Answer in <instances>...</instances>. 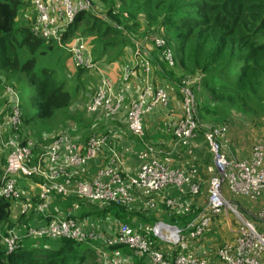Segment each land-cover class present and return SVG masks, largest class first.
Returning <instances> with one entry per match:
<instances>
[{
  "label": "built area",
  "instance_id": "obj_1",
  "mask_svg": "<svg viewBox=\"0 0 264 264\" xmlns=\"http://www.w3.org/2000/svg\"><path fill=\"white\" fill-rule=\"evenodd\" d=\"M35 10L33 33L44 40L56 42L63 46V35L74 17L81 11L90 8L89 0H30ZM166 64L172 66L174 57L172 50L166 45L163 37L154 36ZM67 51L76 66L87 70H99L96 89L91 101L87 104L88 112L94 113L100 109L111 115L119 112L125 103V96L115 91L108 75L99 63L85 51V45L80 36L73 37ZM140 57L138 66L144 73L151 69L150 61L136 50ZM137 67L125 64L122 68L121 79L129 81L136 74ZM198 80V78H193ZM181 101L182 115L172 124L174 138L181 145H187L196 127V100L191 86L181 84L178 89ZM169 96L163 88L152 84L141 87L135 97L127 104L126 127L130 134L142 138L144 135L143 118L157 107L166 106ZM21 121L19 105L16 99L12 107L7 125L16 129ZM1 128V125H0ZM222 129L217 124H211L204 133V140L213 155L216 175L210 180L208 196L205 204L185 228L174 224L158 222L151 227L156 241L166 244L168 254L157 245L150 243L137 224L117 221L116 231L109 237L92 240L95 233L91 228L85 229L79 224L71 211L49 213L48 208L54 196L75 195L91 202L113 203L119 206H130L134 202L135 192L149 198L147 204L154 206L150 199L154 193L163 191L166 187L177 188L180 192L196 195L199 185L180 171L159 160V150L148 143L142 151L143 162L133 174H128L120 162L119 154L112 148L108 134H89L84 140H75L69 133L61 132L38 155L34 163L29 164L31 147L20 143L18 134L13 133L5 142L8 147L6 165L0 175V197L10 202L21 201L20 213L25 214L29 204L22 201V188L18 186L17 176H37L36 183L38 202L34 208L36 214H46L41 224H29L21 232L7 228L0 232V243L6 253L13 252L22 238L36 241L48 239H70L77 243H89L102 258H110L108 264H124L121 254L108 256L105 247L118 250L121 246L127 248L130 254L144 256L151 264H211L205 258L189 250V241L198 240L210 227L214 216L224 212H233L239 222L232 238L221 244L216 250V257L222 264H261L264 255V233L245 218L231 203L223 191L226 186L232 196H244L251 201L261 200L262 205L254 217L264 222V138L256 141L246 157L229 156L222 148ZM222 136V137H221ZM103 147L111 152L109 163L97 168L89 178L78 179L73 189L68 185L71 181L69 172L81 168L93 160ZM164 206L172 210L177 204V198H163ZM47 211V212H46ZM85 230H90L86 232ZM96 241L97 244H94ZM130 258L126 260L128 261Z\"/></svg>",
  "mask_w": 264,
  "mask_h": 264
},
{
  "label": "trees",
  "instance_id": "obj_2",
  "mask_svg": "<svg viewBox=\"0 0 264 264\" xmlns=\"http://www.w3.org/2000/svg\"><path fill=\"white\" fill-rule=\"evenodd\" d=\"M90 1L95 7L98 5L105 7L104 17L87 11L77 13L63 35V39L68 40L83 35L89 39L88 33L102 39L106 34L114 33L118 35L117 38L104 37L103 41H93L96 43V49H99L98 44L100 43H102V47L112 45V48L117 49L115 55L109 59L112 61L114 58L116 60L119 57L122 47L130 46L128 38L122 35V32L113 24L136 31L143 23H146L144 38L153 32L154 35L163 37L170 49L172 48L170 41L174 43L175 50L172 49L175 54L179 53L180 55L178 64L168 67L165 63H160V66L166 74L179 80V83L191 86L195 93L196 109L199 115H213L222 105L244 106L252 101L253 96L264 83V0ZM20 4V0H0V70L6 71L11 77L17 75L20 81L17 94L19 96L21 130L22 127L26 128L25 132H21L22 141L20 143H23L31 130L34 129L36 134H39L40 131L49 130L48 125L55 118L57 112L69 107L72 94L65 87L64 80L58 77L53 68L42 65L38 67L37 55L51 50L52 46H45L44 39L34 34L30 25L19 24L17 26L15 24ZM141 17L144 19H141ZM149 26L151 31H149ZM93 42L90 43L93 44ZM101 52L104 56L105 50ZM22 55L23 58L21 59ZM239 61L241 62L239 70L235 73L233 67ZM78 68V73L85 71L83 67ZM193 77L198 78V80L193 79ZM178 95L180 96L179 92ZM14 102L12 100V103L10 102L4 107L3 110L7 115L11 114ZM170 103L169 98L167 107L157 111V113L166 110ZM126 112L125 110V119L127 118ZM157 113L153 114V120H155L154 117ZM67 115L66 120L73 119L72 115L69 113ZM95 115H97L95 126L100 121L108 123L114 117V115L103 111ZM181 115L180 101V115L175 120ZM208 119L211 120L212 118L205 117V120ZM114 121L112 120L111 123ZM166 123L160 131H157L158 134H156L157 132L149 133L152 142H146L157 145L160 144L157 139H163L161 140L162 144L168 138L173 139V133L167 131ZM69 129L71 128H68V131ZM146 131L148 130L146 129ZM12 132L13 130L9 128L7 136ZM115 133L118 134V132ZM75 134L77 135L76 132ZM146 136H148V133L144 131L142 138L134 137L142 143ZM129 138L132 139L133 136L130 135ZM34 143L35 145L31 147L29 164L34 163L43 151V147L40 150V145L36 139H34ZM184 146L188 147L190 144ZM115 147L117 148L116 145ZM7 153L8 150L4 151L3 156L0 157V175L6 165ZM158 157L159 160L168 162L166 158L162 160L161 155ZM103 160L104 158L101 156L90 162L91 168L88 172L89 176H86L87 178L93 174L94 169L99 167ZM142 162V156L138 157V167ZM17 180L18 186L22 188L26 181L31 180L34 182L39 180V177L18 174ZM223 191L224 195L227 193L231 197L226 186L223 187ZM182 194L190 196L187 193L180 192L177 188L173 189L168 196L179 199ZM32 200L34 203L37 197L35 198L34 195ZM81 200L83 199L78 197L61 199L59 196H54L51 201L53 206L51 205L49 213H60L59 211L71 208L73 203L76 202L80 217L96 214L98 205L88 206L91 201L85 200L88 201L86 206ZM108 204L106 207H100V211L110 212L111 210L112 214L122 219L128 220L131 218L132 214L126 212L125 207L113 203ZM163 209L166 210L164 204ZM196 214L197 208L193 206L176 215L167 210L164 213L165 217L169 218L167 221L176 224L180 228H185ZM10 216L11 202L0 197L1 229L3 225L6 228L11 227ZM24 217L21 216L20 220L25 222ZM257 227L259 231H264L263 222L257 224ZM147 238L151 241V235ZM54 241V243H49L43 240L42 242L46 243L47 247L42 246L41 249L34 247L32 243L21 245L19 242L16 249L11 253H6L5 248L0 244V264H86L88 251L79 243L70 239ZM150 243H153V241ZM40 245L43 244L40 243ZM89 256H92V254H89ZM135 264L146 263L144 258H137Z\"/></svg>",
  "mask_w": 264,
  "mask_h": 264
},
{
  "label": "rangeland",
  "instance_id": "obj_3",
  "mask_svg": "<svg viewBox=\"0 0 264 264\" xmlns=\"http://www.w3.org/2000/svg\"><path fill=\"white\" fill-rule=\"evenodd\" d=\"M20 1L21 4L19 6V13L17 15L15 24L19 26L21 17L25 16L26 19L23 21V24L28 25V20H30L29 25L33 29V23L35 19L34 6L32 5L30 0H20ZM90 4H91L90 8L86 10L87 12H92L97 16L104 17L106 9L103 5H98L95 7L91 3V1ZM141 19L144 18L141 17ZM145 24L146 23H143L140 28L136 29V31H134L133 29H125V27L123 26L113 24L117 29H119L122 32V35H125L128 38L129 41L128 44L130 46H133L140 55L148 58L152 68L150 75L152 82L154 84H161V86H163L167 91H169L171 95L170 97L171 103L169 107L166 110L157 113L154 117L155 120H150L149 123L150 125H146V129L148 131H146V129L144 131L148 133V136H146L145 140L142 142L143 145L137 139L138 137L135 138L132 134L128 132V129L125 127V125H123V122H126L123 116V114H125L124 107L116 115H114L112 120L115 121L113 123H111L112 120L108 123H105L104 121H100L98 125L95 126L97 115H95L94 113H88V112L85 113L80 107L81 106L83 107V104L93 95L96 89L97 74L93 72L94 70L91 71L85 70L84 72L78 73L79 68L77 66L76 67L78 71L76 69L74 70L70 69L69 66H74V63L71 59L70 53L67 51L68 41L64 42L62 47H59L56 42H50L48 40H44V45L45 46L51 45L52 49L46 51L44 54L37 55L38 67L42 65L45 67L53 68L56 74L58 75V77L64 80L65 87L71 92L72 101L67 109L57 112L55 118L48 125L49 130L40 131L39 134H36V132L33 129L30 131V134L23 143L29 144L30 146H34L35 145L34 139H36L37 143L40 145V150L42 147L44 150L45 147L53 140V138L57 134L61 133L66 127H68L66 126V124L70 126L75 124L74 126L77 129L76 131L77 135L75 134L74 131L73 134L76 135L77 137L84 136L85 134L100 135V134H108V132L110 134H114L115 132H118L119 136L117 137V139L124 140V143L122 144L124 151L123 157L122 154L119 152L120 157L123 161L124 170L128 174L135 173L138 167L137 165L138 155L141 152V150L144 148V142L146 141L152 142L149 133L153 134L156 133L157 131H160V129L164 126V123H166L167 121L168 122L165 124L167 126L166 127L167 131L172 133V124L175 118L180 115V96L178 95V89L182 83H179L180 82L179 80L175 79L174 77H171L169 74H166V72H164L163 68L160 66V63L164 64L165 62H163L164 61L163 57L160 54L158 47L154 43V36H155L154 33L152 32L151 35L148 36L146 35L145 41L142 39V37L145 35V29H144ZM149 31H151V28H149ZM117 36L118 35L114 33H108L104 37L117 38ZM88 38H89L88 40H89L90 51L92 55H94L93 56L94 59L96 61L100 60L99 62L105 64L106 66L111 64L110 62L112 61H110L109 59L115 55L117 49L112 48V45H106L102 47V43L98 44L99 49H96L97 48L95 47L96 43H94L93 41H99V40L103 41V38L98 39L91 33H88ZM91 41L93 42V44L90 43ZM170 45L172 48H174L173 42L170 41ZM172 48L171 50L175 55V57L173 56L174 64L176 65L178 64V59L180 58V55L179 53L175 54ZM129 49L130 48L128 47H124V48L122 47V51L119 54V57H122L124 54H126ZM103 50H105L104 56H102L103 52H101ZM24 55L26 54L24 53ZM22 58L23 55L21 56V59ZM175 58H177V62ZM122 59L124 60L125 58ZM113 60L116 61L115 58ZM125 64H129L128 61H125L124 65ZM174 64L172 66H169L168 64L166 65L168 67H173L175 66ZM240 64L241 62L239 61L233 67L235 73L238 72ZM110 71L108 72V74L110 77H112L113 74ZM134 76H135L133 78L134 85H130L128 88L130 93L127 92V95H134L133 97L136 96L137 92L140 90L143 83V75L141 74V71L140 73H136ZM0 77L3 79L2 82L0 83V85L3 83V89L0 87V94H2V97H0V105L2 103L6 105L7 101L4 100V97L7 95V93H5L4 86L11 85L17 95V90L18 88H20V81L17 75L11 77L6 71L3 70H0ZM125 84H126L125 82L116 83L117 87H119L120 90H123ZM18 98L19 96L17 95V102H19ZM130 99L125 97L124 105L126 107H127L126 103ZM74 102H78V105L76 107H74ZM0 112H2L0 113V120H1V118L5 116L3 114L5 113L3 108ZM67 113L72 115L73 119L66 120L68 118ZM164 116H166L164 119H160L161 117ZM208 116L212 119L205 120V117ZM208 116L202 114L199 115L198 110L196 109V127L194 130V135L192 136L189 142L190 146L188 147L180 145L175 138L173 139L168 138L164 142V144H162L161 142V140L163 139L160 138L157 139L158 142H160V144L157 145L151 144L159 150V155L163 157L162 160L167 158L168 160V162H166L167 164L171 166H173L174 164V167L180 168V171L182 173L189 176L191 180L195 181L199 185V191L196 195H192L189 192H185L190 196L183 194L179 196V199L177 198V204L172 210H169L164 206L166 210L172 214L176 215L177 213H181L184 209L190 208L192 206L197 208V213H198V211L202 208V206L205 204L207 200V196H208L207 190L210 184V180L216 175L213 155L210 152L209 147L204 140V133L206 132V129L209 127V125L217 124L222 129V132L224 133L222 134L223 137L221 136L222 138H220L222 148L231 157H236V158L243 157L245 154L249 153L251 146L256 141L264 138V83L259 88L257 93L253 96V99L250 103H247L244 106L238 105L236 107L232 105H222V107L218 108L213 115H208ZM21 125H22L21 121L17 124L16 129L12 128V126L9 125L10 128L13 130L10 136L13 133H17L19 141H22L21 132L22 131L25 132L26 130V128L24 127H22L21 130ZM167 131L166 133H168ZM158 133L159 132H157L156 134ZM130 135L133 136L132 139L129 138ZM85 137L86 136L82 137V139L80 140H84ZM135 148H138L139 150H136ZM3 152L4 150L0 146V157L3 156ZM225 196L229 201H231V203L236 205L239 212H241L245 218L249 219L254 226L257 227V224L262 223V221L254 217L257 210L262 205V202H259L260 200H257L258 202L257 201L255 202L249 200L244 196L231 195L230 197L227 193H225ZM81 201L84 202L85 205L88 202L85 200H81ZM51 203L47 211H51L50 210ZM89 204L90 205L88 206H93V205L99 206L96 210V214H93L97 217V220L94 225L97 229L96 231L98 232L110 236L111 233H109L107 230L98 229V226L101 225L102 222L106 219H110V222L106 223L107 225L111 224V222L115 221L116 219H118V221L120 222L131 223L129 222V220L122 219L119 216L112 214L111 210L110 212L100 211V207L103 206L106 207L109 205L108 203L89 202ZM73 209L75 210V212H78L76 202H75V207ZM125 211L131 214L134 213L133 209L125 208ZM150 211L152 210H149L148 212ZM162 213H163V204L161 203L157 206L156 216L154 221L151 222V224L162 219V215L165 216ZM90 215L91 214H89L87 217L84 218L78 217L76 215V218L79 224L82 226V228L89 229L91 227L88 225H93V223L90 220V218L93 220V217H90ZM226 215L228 216L229 219L228 224L230 226L231 231L228 230V225L226 220L223 218V215L222 216L217 215L212 218L210 229L203 234V236L205 234H209L208 242L206 243L205 241L206 245H205V249L203 250L205 251L206 255H208V257L213 255L211 260L215 259L216 256L215 254L216 251L214 252V250H216L218 246H220L225 241L226 238H232L233 235L232 233H234V230L239 222L237 216L233 212L228 211ZM219 216L220 218H217ZM85 231L90 232V230H85ZM101 233H97V232L93 233L94 237L91 239L92 240L98 239L99 241H102V238L109 237ZM146 239L148 240V238ZM54 240H59V239H48L47 241L49 243L50 242L54 243L55 242ZM151 241H152V237H151ZM93 243L97 244L96 241H93ZM79 244L88 251L86 264H108V262L110 261V258H102L99 254L98 255L95 254L94 249L91 246L85 245L89 243L83 242ZM33 245L37 246V248L40 249L42 248V245H40V241L33 242ZM208 245H210V248L208 247ZM104 249L106 250L107 255L110 256L108 254L110 247H105ZM115 249L116 248H114V250ZM122 252L124 253L122 254ZM118 253L122 254V256L125 258L135 257L136 259V256L130 254V252L128 251L126 252L125 247L118 248ZM89 254H92V256H89ZM261 264H264V255L261 259Z\"/></svg>",
  "mask_w": 264,
  "mask_h": 264
},
{
  "label": "crops",
  "instance_id": "obj_4",
  "mask_svg": "<svg viewBox=\"0 0 264 264\" xmlns=\"http://www.w3.org/2000/svg\"><path fill=\"white\" fill-rule=\"evenodd\" d=\"M24 15H26V14H24ZM25 19H26L25 16L21 17L20 24H23V21ZM29 21L30 20H28V25L30 24ZM25 25H27V24H25ZM149 28H150V26H149ZM80 37L82 38V40L84 42L85 49H86L85 51H87L88 53H90V55L93 57L94 55H92V53L90 51L89 40L87 38H85L84 36H80ZM142 39L145 41V38L144 37H142ZM71 40H73V38H69L68 40H64L63 39L64 42L68 41L67 44ZM128 48H130V49L128 50V52L126 54H124L125 56L123 55L122 57H118L116 59V61L112 60V62H110L111 64H109L107 66L105 64L100 63L99 61H97L99 63V65H100V67L103 69V71L111 79V81L113 83V86H114V90L115 91H120L122 93L124 92L123 94L128 99H130L131 97L134 96V95H127V92L130 93L129 90H128V88H129L130 85H134V79L133 78L135 76L133 78H131L129 81H123L122 79H120V76H121L120 74L122 72V68L124 66V62L125 61H128L129 64L136 66L138 68V70H137L138 72L137 73H140V71H141V74L143 75V83H142V86H144L146 84H152V85L159 86V87L163 88L164 90H166L163 86H161V84H154L152 82V80L150 78L152 68L150 69V71L148 73H144V71L140 70V67L138 66V62L140 60V57L136 54V49L133 46H128ZM173 56L175 57L174 54H173ZM122 58H125V59L123 60ZM175 59L177 61V58H175ZM67 66H69V65H67ZM69 67H70V69H73V70L76 69L78 71L77 67H79V66L76 67V65L74 63V66H69ZM85 70L86 71H90V70H87V69H85ZM109 71L112 72V74H113L112 77L109 76V74H108ZM93 72L97 74V82H98V78H99V75L101 74V72L99 70H94ZM2 80L3 79L0 77V83L2 82ZM97 82H96V85H97ZM118 82H120V83L121 82H125L126 83L125 86L123 87V90H120L119 87H117L116 83H118ZM0 87L3 89V83L0 85ZM4 90H5V93H7V95L4 97V100L7 101L6 102V105L7 104H10V102L12 103V100H14L16 102V99H17V95L18 94L16 95V92L13 89V87L11 85H7V86L5 85L4 86ZM166 92L169 94V98H170L171 95H170L169 91L166 90ZM0 97H2V94H0ZM92 97H93V95L83 104V107L82 106L80 107L85 113L88 112L87 109H86V106L91 101ZM170 102H171V100H170ZM6 105L2 103L0 105V111L2 110V108L4 109V107ZM77 105H78V102H74V107H76ZM123 107L126 110V106L123 105L122 108ZM166 107H167V105L166 106H161V107H158V108H166ZM159 110H161V109H155L154 111H151L150 113L146 114L147 116L146 115L144 116V119H143V123H144L143 125H144V127L146 125H150L149 124L150 123V120H153V114L157 113V111H159ZM100 111H103L104 112V110L100 109L99 111L94 112V114H96V113H98ZM11 112H12V108H11ZM0 113H2V112H0ZM88 113H91V112H88ZM3 114L5 116L2 117L1 120H0V125H1V128H0V146L3 148L4 151H6V150H8V147L5 146L4 142L10 137V134H9V136H7V132L9 130V128H10V126L7 125L10 115H7L6 112L3 113ZM123 116L125 118V114H123ZM68 120H70V119H68ZM125 121H126V119H125ZM74 125H71L70 126V125L66 124V126H68V127H66L62 132L69 133L75 140H78V141H80V139H82V137L89 135V134H85L82 137H77L76 135L73 134V131L74 132L77 131V129L75 128ZM123 125H125V127H126V122H123ZM68 128H71V129H69V131H68ZM108 136H109V139H110V143L112 144V148L119 154V156H120V153H121L122 154V157H123L124 151H123V145L122 144L124 143V140L123 139L118 140L117 137L119 136V134H116V133L110 134L108 132ZM113 139H114V144H113ZM115 145L117 146V148L115 147ZM135 149L136 150H139L138 148H135ZM143 149L139 153L138 157L142 156L141 154H142ZM105 151H107V152L104 155ZM248 154L249 153L245 154L243 157H246V155L248 156ZM101 156H103L104 160L101 162V164L99 165V167H102V166H104V165H106V164L109 163L108 159L111 157L110 150L107 147H103L102 150L99 152V154L96 157L99 158ZM238 158H242V157H238ZM93 160H91L90 162H92ZM90 162H88L86 165L82 166L81 168H78V169H75V170H71L69 172V177L71 178V181H70V183L68 185V188L69 189H73L74 188V185H72V184H74L78 179L80 180V179H83V178H87L86 176H89L88 175V172H89V170L91 168L90 167V164H91ZM120 162L123 165V161H122L121 157H120ZM99 167H97V168H99ZM96 169H94V170H96ZM38 181L39 180H36V181L32 182L30 180V181H26L23 184L24 187H22V201L24 200V201L28 202V204H29V209H28V211L25 214H21L20 213V209L19 208H20L21 203H22L21 201H18V202H14L13 201V202H11V216H10L11 217V228H13L15 232H21V231H23L27 227V225H29V224H32V225L41 224L46 219V214H42V213L36 214V213H34V208H35V206H36V204L38 202V197H37L38 189H37V185H36V183ZM173 189H175V188L174 187H166L163 191H161L159 193H154L153 195H151L150 199H152L154 201V203H155L154 206H150L149 204H147V201L149 200V198H146L145 196H143L139 192H135L134 202L130 206H127V207L122 206V207H125L127 209H133L134 213L132 214L131 218L128 219L129 222L134 223V224H137L138 223L141 226V230H142V233L144 234V236L147 233H149L145 237L147 238L149 235H151L153 243L155 245H157L159 248H161L163 250V252H165L167 254H168V247H167V245L156 241V239L154 238V236L152 234L151 227H152V225H154V224H156L158 222H164V223L171 224L170 222H167V219H169V218H167V217H165V216L162 215V219L163 220L160 219V220H158L157 222H155L153 224H151V222L154 221V219H155L157 206L159 204H161V203L163 204V198L167 197L169 193L171 194V192H172ZM182 193H185V192H182ZM34 195H35V198L37 197V200L33 203L32 198H33ZM59 197H61V199H70V198H73V197H76V196L75 195H70V196H59ZM51 205H52V203H51ZM59 207H61V206H59ZM74 207H75V203H73V205H72L71 208H69L67 210H61L59 212L61 213V212H65V211H71L72 213L75 214V216L77 215L78 217H80L79 210H78V212H75V210L73 209ZM54 208L56 209L55 206H54ZM77 208H78V206H77ZM149 210H152V211L148 212ZM164 213H166V210L163 209V213L162 214H164ZM226 213L227 212H224L222 215H223V218L227 222L228 230L231 231L230 226L228 224V220L229 219H228V216L226 215ZM27 214H29V215H27ZM88 215H83L81 217L84 218V217H87ZM222 215H220V216H222ZM21 216H25L23 218V220H25V222L20 220V217ZM220 216L217 217V218H220ZM26 217H28V218H26ZM90 217H93V220L90 218V220L93 223V225H88V226H90L91 227V230H93L94 232L101 233V232L96 231L97 229H96V227L94 225L95 222H96V220H97V217L95 215H93V214H91ZM150 217H153V218H150ZM117 221H118V219H116L115 221H112L111 224H108L107 225L106 223L107 222H110V219H106V220H104L102 222L101 225L98 226V229L107 230L109 233H111L110 235H112L116 231V223H117ZM6 229H7L6 226L3 225V228L2 229L0 228V232L3 233ZM101 234H104V233H101ZM104 235L109 236L107 234H104ZM208 235L209 234H205L204 236L202 235L198 240H190L189 241V250L191 252H194L196 255H198V256H200L202 258H205L211 264H222V263H220L218 261V258L216 256H215V259L211 260V258L213 257V255L210 256V257H208V255H206L205 251L203 250V249H205V245H206L205 244V241H206V243L208 242V239H209ZM228 239H230V238H226L224 242H226ZM42 241L43 240L40 241V243L43 244L42 246L43 247H47V244L44 243V242H42ZM20 243H21V245H27V244L30 245L31 243L33 245V240L32 239H29V238H22L20 240ZM88 245L92 247L91 244H88ZM34 247H37V246H34ZM121 247H124V246H121ZM208 247L210 248V245H208ZM216 250H214V252ZM94 252H95V254L98 255V252L97 251L94 250ZM126 252H127V248H126ZM214 252H213V254H214ZM123 253L124 252H122V254ZM108 254L110 256H114V255H117L119 253H118V250H112L110 248L109 251H108ZM122 254H121V256H122ZM215 254H216V252H215ZM134 256H136V255H134ZM137 258H144L146 264H151L150 261L147 258H145L144 256H136V259ZM127 259H128L127 257L126 258L123 257L124 264H135V257H131L130 260L128 261V263L126 262Z\"/></svg>",
  "mask_w": 264,
  "mask_h": 264
}]
</instances>
